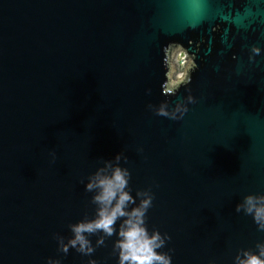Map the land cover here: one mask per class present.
<instances>
[{"label":"water","instance_id":"obj_1","mask_svg":"<svg viewBox=\"0 0 264 264\" xmlns=\"http://www.w3.org/2000/svg\"><path fill=\"white\" fill-rule=\"evenodd\" d=\"M197 9L196 0H0V264H118L116 235L101 246L102 233L90 235L92 256L58 244L95 216L85 185L109 162L129 170L137 204V191L152 194L145 226L170 237L158 251L171 264H234L264 241L236 211L245 195L264 194V53L248 59L250 45L264 49V0H219L230 46L215 21L185 29ZM179 48L191 62L174 82ZM178 104L182 118L157 114Z\"/></svg>","mask_w":264,"mask_h":264},{"label":"clouds","instance_id":"obj_2","mask_svg":"<svg viewBox=\"0 0 264 264\" xmlns=\"http://www.w3.org/2000/svg\"><path fill=\"white\" fill-rule=\"evenodd\" d=\"M219 0H196L198 9L185 15V29L197 30L204 24H214V32L220 35V43L230 46L229 34L233 33L232 26H224L223 19H218L215 15ZM251 3L254 0H247ZM215 35L213 40L209 41L205 55H211L212 49L216 46ZM235 35L232 36V39ZM264 49L259 44L249 46V61L255 62L257 56H261ZM235 58V56L233 57ZM193 100L191 96L188 98ZM187 112V107L177 105L169 112L166 105H161L157 109V114L171 119L182 118ZM177 113L180 116H177ZM120 156L116 157L119 161ZM111 169L110 173L107 169ZM130 172L127 168L121 167L119 163L112 165L106 164L105 168L98 169L96 173L89 177L85 185V190L93 192L92 203L96 205L95 216L91 219H83L77 223L71 224L70 229L72 237L64 243L62 237H58L60 250L67 254L69 248L76 249L82 255L92 256L95 247L92 245L90 235L102 233L97 239L96 246L105 243V237L116 235L118 238L113 244V248L118 254V264H171V256L166 252H160L165 246L166 240L170 239L167 235H161L157 231L149 234L145 226V216L148 209L152 206L153 196L148 191H137V197H140L139 203L128 190ZM135 207L129 209V205ZM236 211L243 212L251 216L257 230L264 232V194L249 193L245 195L240 203L236 205ZM117 221H121L117 230ZM48 264H61L59 260H49ZM88 264H97L95 259H90ZM234 264H264V241L256 244V250L242 249L236 257Z\"/></svg>","mask_w":264,"mask_h":264},{"label":"built area","instance_id":"obj_3","mask_svg":"<svg viewBox=\"0 0 264 264\" xmlns=\"http://www.w3.org/2000/svg\"><path fill=\"white\" fill-rule=\"evenodd\" d=\"M175 53H177V54L179 55V56H178L179 59L183 57V64L186 65V67H185L183 73H181V75H179L176 79H174L173 76H172V80L174 79L175 82H179V81L183 80V79L186 77L188 67L190 66L191 58H190L189 55H188L183 49H181V48L177 49V50L175 51ZM175 53H174V55H175ZM181 53H183V54H181ZM176 56H177V55L174 56L175 59H176ZM179 63H181V62L179 61ZM172 70H173V68H172Z\"/></svg>","mask_w":264,"mask_h":264},{"label":"rangeland","instance_id":"obj_4","mask_svg":"<svg viewBox=\"0 0 264 264\" xmlns=\"http://www.w3.org/2000/svg\"><path fill=\"white\" fill-rule=\"evenodd\" d=\"M175 51H174V53H175ZM174 53L172 55V68H173V70L171 72H172L173 78L176 79L179 75H181V73H183L186 65L183 64V57L179 59V57H178L179 55L177 53H175V55H177L176 59H175L174 58V56H175ZM181 54H183V53H181ZM179 61L181 63H179ZM174 79H173V81L175 82Z\"/></svg>","mask_w":264,"mask_h":264}]
</instances>
